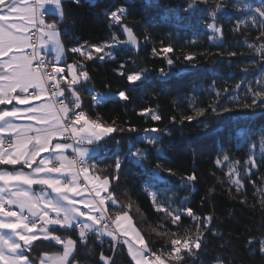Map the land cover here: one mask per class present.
Returning <instances> with one entry per match:
<instances>
[{
    "label": "snow or ice",
    "instance_id": "1",
    "mask_svg": "<svg viewBox=\"0 0 264 264\" xmlns=\"http://www.w3.org/2000/svg\"><path fill=\"white\" fill-rule=\"evenodd\" d=\"M88 2L94 6L96 0ZM128 3L125 0L120 6L114 5V10L103 12L110 29L104 41L98 44L84 41L78 47L66 49L61 36L69 31L66 25L70 9L65 5H80L81 0H0V264H79L81 249L87 257L94 252L91 238L101 248L105 241L109 243L112 255L105 256L101 251V264H116L115 256L123 249L130 264H188L189 260L201 259L210 242L207 235L224 239V234L213 227V214L201 215L186 207L190 203L187 196L177 205L175 196L159 189V184L168 182L162 173L175 175L158 162L164 152L163 136L171 134L167 129H144L143 135L127 141L128 150L123 158L120 153L124 150L118 147L111 170L97 163L99 154L116 135L137 132L130 123L124 127L116 119L104 120L99 108L109 102L128 103L130 97L126 90L98 92L86 63H114L118 52L140 48V38L129 24ZM143 3L145 8L161 7L159 0ZM232 7L243 17L236 20L232 31L258 33L252 40L244 36L238 42L255 57L252 65L240 72L247 77L258 63L262 66L254 79H242L233 88L218 89L213 82L209 89L212 101L207 106H198L193 89L190 105L193 114L181 116L178 122L183 125L196 121L198 127L215 135L235 121L231 140L241 149L246 145L255 148L252 137L256 133L249 123L256 109L264 114V0H234ZM229 14L228 0H185L180 8L163 6L160 18H175L179 24L195 16L211 30L210 39L219 40L222 47L224 31L218 20ZM53 16L56 18L49 19ZM148 39L144 37L145 41ZM69 52L78 59L68 63ZM177 52L183 53L186 71L203 68L198 58L204 53L185 52L164 41H160V47L152 48V56L163 58L169 69L180 59ZM214 55L223 59L225 53ZM227 56L235 57L237 53L228 52ZM218 63L212 62V71ZM127 64H132L135 70L125 71ZM115 71L132 91L146 87L152 73V69L140 67L131 59L120 63ZM158 72L164 81L178 75L164 68ZM82 92L90 97L87 104ZM138 114L152 121L163 119L158 109L145 108ZM170 122L176 123L177 117H170ZM137 143L144 147H135ZM258 143L262 149L259 159L250 152L242 162L221 148L215 164L227 168L230 195L235 188L233 200L248 204L247 181L252 187L251 207L264 212V175H260L259 182L252 179L264 170V130ZM152 150L157 154V162L150 168L148 158ZM129 161L148 177L144 191L157 214L154 225L144 218L139 205L134 207L127 193L126 202L117 198L120 171ZM197 180L193 171L182 178V186L194 192ZM214 191V187L209 189L210 194ZM136 213H140L146 230L138 226ZM185 219L189 220V226H184ZM61 231L74 233L76 238L58 234ZM155 238H160L164 246L155 247ZM37 242L61 246L62 251L39 252ZM227 244L230 240L220 247ZM254 244L259 245L258 251L264 255V234L249 237L247 245ZM212 264L234 262L218 255Z\"/></svg>",
    "mask_w": 264,
    "mask_h": 264
},
{
    "label": "trees",
    "instance_id": "2",
    "mask_svg": "<svg viewBox=\"0 0 264 264\" xmlns=\"http://www.w3.org/2000/svg\"><path fill=\"white\" fill-rule=\"evenodd\" d=\"M160 8H145L143 0H129L127 4L131 15L129 16L130 26H134V31L142 42V48L139 52L126 49L117 53V60L107 63L86 62L88 70L92 75L94 87L98 92L111 91L118 93L126 90L130 97V102L115 101L109 102L106 106L99 108L98 111L105 121L110 122L116 119L121 126L127 127L130 123L135 126L137 132H125L116 135V139L109 141L105 150L107 154L101 155L97 159V163L101 168L107 166L109 170L114 166L113 155L117 148L124 151L120 153L123 158L124 152L128 150L127 141L137 135H143V130L156 127L161 130L167 129L170 135L163 136V154L159 157L158 162L164 169H172L175 175L168 176L162 173L167 179V183L159 184V189L164 191L168 196H175L176 204L184 197H189L190 203L186 207H192L201 215L213 214V227L224 234V239L207 235L206 239L210 242L205 251L201 254L199 260H189L188 264H212L218 255L227 257L229 262L234 264H264V255L258 251L259 245L254 244L252 247L247 245L249 237H259L264 234V212L259 209H253L252 187L248 185V204L242 205L237 200H233L231 195H235V188H232L229 194V185L227 183V168L217 167L216 158L221 154V148L237 160L242 162L247 160L250 152H253L259 159L261 155V147L258 138L261 130H264V114L260 109H256V115L249 123V127L255 131L256 135L252 137V142L256 144L255 148L244 146L243 149L236 146L235 141L231 137L235 131L236 122L233 121L231 127L224 128L223 131L215 135L209 134L202 127L197 126V122H185L179 124V119L184 115H191L190 105L193 89H195V97L198 106H207L212 101L209 94L210 87L218 89L224 87L233 88L234 85L242 79L252 80L258 74L259 63L257 67L252 69L247 77H245L240 69L245 66H251L255 58L248 48L239 43L244 36H249L250 40L254 39L258 34L256 30H249L236 33L232 29L238 19H243L240 13L236 12L232 7L234 0H228L229 15L218 20L223 25L224 44L221 47L219 40H212L211 30L203 26V23L195 16L189 17L182 23H177L175 18L164 20L161 19L163 14V6L169 5L172 8H180L184 6L185 0H159ZM125 0H96L95 5H91L88 0H81L80 5H65L70 9V15L67 17L69 23L66 27L69 31L64 34L62 32V40L66 49L78 47L84 41L89 44H98L104 41L110 35L108 20L103 15L105 10H114L115 6H120ZM208 22H211L210 20ZM148 36L147 41L144 37ZM123 39V37H121ZM160 41L165 44L171 43L176 49H183L185 52L204 53L198 58V63L203 65L199 71L185 70V62L183 61V53L177 52L180 59L171 69L166 61L161 57L152 56V48L160 47ZM195 43H192V42ZM218 52L225 53L223 59ZM228 52H236L237 56L228 57ZM71 57L67 62L71 63L78 59L72 53H68ZM136 60L140 67L152 69L150 82L146 87L130 90L127 81L116 74V68L120 63L128 60ZM173 59H176L174 56ZM142 61V63H141ZM219 62L215 71H212V62ZM229 64L231 68H229ZM164 68L165 71L171 70L178 73L168 81L160 78L158 70ZM135 70L132 64H127L125 71ZM110 86V89L106 87ZM85 103L90 97L87 93H81ZM241 97H243V86L241 88ZM226 102V100H225ZM250 102V101H249ZM145 108L158 109L163 119L161 121H152L138 113ZM176 116L177 122H170V117ZM209 119L211 115L209 114ZM215 126V122H214ZM243 126V125H241ZM115 135V134H114ZM120 141L117 145L116 141ZM231 140V142H229ZM135 147H144L143 144L137 143ZM104 150V151H105ZM149 167H154L157 162V154L152 150L149 155ZM100 161H103L100 163ZM195 171L198 180L195 184V191L192 192L182 186V178ZM260 175H264L261 170L252 179L259 182ZM148 179L144 171L138 168L130 161L122 165L120 171V190L117 192V198L123 203L126 202L125 193L130 197L135 205H139L144 218L154 225L156 216L152 208L150 198L144 191V181ZM215 188L211 194L209 189ZM203 201V204L201 203ZM134 218L138 221V226L147 229L144 220L140 219V213L134 214ZM189 220H184V226H189ZM171 227V226H170ZM172 231H176L175 228ZM62 236L71 235L76 238L74 233L59 232ZM225 240H230V244L221 248ZM90 246L94 248L91 257L85 256L84 250L77 257L79 264H101L99 254L104 252L105 256L112 255L109 250V243L105 241L103 247L97 244L94 238L90 239ZM160 238H155V247H163ZM39 252H58L61 246L37 242ZM116 264H130V257L126 254V249L119 251L116 256Z\"/></svg>",
    "mask_w": 264,
    "mask_h": 264
},
{
    "label": "crops",
    "instance_id": "3",
    "mask_svg": "<svg viewBox=\"0 0 264 264\" xmlns=\"http://www.w3.org/2000/svg\"><path fill=\"white\" fill-rule=\"evenodd\" d=\"M56 17H50L49 19H55ZM61 38H62V36H61ZM52 57H51V55H49L48 56V59H51ZM72 63V62H71ZM103 154V152H101L100 154H99V157L101 156ZM73 238V237H72ZM74 239V238H73ZM62 251V250H61ZM58 252H60V251H58ZM50 253H56V252H50Z\"/></svg>",
    "mask_w": 264,
    "mask_h": 264
},
{
    "label": "water",
    "instance_id": "4",
    "mask_svg": "<svg viewBox=\"0 0 264 264\" xmlns=\"http://www.w3.org/2000/svg\"><path fill=\"white\" fill-rule=\"evenodd\" d=\"M141 41V40H140ZM142 48V42H141V45H140V48L138 50H134L135 52H139Z\"/></svg>",
    "mask_w": 264,
    "mask_h": 264
},
{
    "label": "built area",
    "instance_id": "5",
    "mask_svg": "<svg viewBox=\"0 0 264 264\" xmlns=\"http://www.w3.org/2000/svg\"><path fill=\"white\" fill-rule=\"evenodd\" d=\"M108 150L103 151V155L107 154Z\"/></svg>",
    "mask_w": 264,
    "mask_h": 264
}]
</instances>
